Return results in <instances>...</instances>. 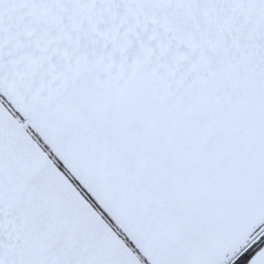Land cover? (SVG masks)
I'll return each instance as SVG.
<instances>
[{"label": "snow or ice", "instance_id": "1", "mask_svg": "<svg viewBox=\"0 0 264 264\" xmlns=\"http://www.w3.org/2000/svg\"><path fill=\"white\" fill-rule=\"evenodd\" d=\"M0 264H264V0H0Z\"/></svg>", "mask_w": 264, "mask_h": 264}]
</instances>
